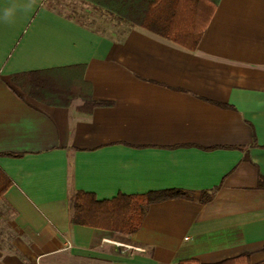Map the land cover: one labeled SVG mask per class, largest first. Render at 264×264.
<instances>
[{"label": "crops", "instance_id": "0c3cea01", "mask_svg": "<svg viewBox=\"0 0 264 264\" xmlns=\"http://www.w3.org/2000/svg\"><path fill=\"white\" fill-rule=\"evenodd\" d=\"M65 3L110 15L121 33ZM5 9L0 170L12 184L0 264H264V0H219L196 46L94 0H0ZM16 76L42 88L24 91ZM90 95L107 105L80 111ZM162 190L190 197L152 204L131 235L71 222L76 191L102 201Z\"/></svg>", "mask_w": 264, "mask_h": 264}, {"label": "trees", "instance_id": "16d2710c", "mask_svg": "<svg viewBox=\"0 0 264 264\" xmlns=\"http://www.w3.org/2000/svg\"><path fill=\"white\" fill-rule=\"evenodd\" d=\"M100 6L117 14L120 21L142 26L160 36L180 43L196 46L206 28L208 20L217 8L219 0H94ZM19 77L14 78V85L24 91L37 95V89L24 83H18ZM76 95L68 90L67 105H71ZM84 111L107 105L106 102L96 101L92 96L80 98ZM11 155V154H8ZM11 180L0 170V197L11 186ZM190 197L181 190H162L148 194L123 195L119 194L109 200H97L96 196L84 191H76L71 196L72 216L74 225H82L111 231L117 234L131 235L141 226L150 206L154 203L170 199ZM209 199L204 197L202 202Z\"/></svg>", "mask_w": 264, "mask_h": 264}, {"label": "rangeland", "instance_id": "374dc122", "mask_svg": "<svg viewBox=\"0 0 264 264\" xmlns=\"http://www.w3.org/2000/svg\"><path fill=\"white\" fill-rule=\"evenodd\" d=\"M65 9L70 12H75L76 15H78L81 20L88 24L92 25V27L97 28L99 31H111L115 30L118 33H121L122 29H118L117 23L111 18L110 15H106L103 13H100L99 11H96L91 8H86L83 5L75 4V3H65ZM115 27V29H113ZM122 249H118V251H121Z\"/></svg>", "mask_w": 264, "mask_h": 264}, {"label": "clouds", "instance_id": "9594fccd", "mask_svg": "<svg viewBox=\"0 0 264 264\" xmlns=\"http://www.w3.org/2000/svg\"><path fill=\"white\" fill-rule=\"evenodd\" d=\"M11 15H12V11L10 9H5L3 11V15L0 16V19L7 21L11 17Z\"/></svg>", "mask_w": 264, "mask_h": 264}, {"label": "built area", "instance_id": "2783aa9c", "mask_svg": "<svg viewBox=\"0 0 264 264\" xmlns=\"http://www.w3.org/2000/svg\"><path fill=\"white\" fill-rule=\"evenodd\" d=\"M109 242L115 244L117 247H123V248H125V249H127V250H130V249H131V247H129L128 245H123V244H121V243H117V242L110 241V240H109ZM67 246L70 247V244H68Z\"/></svg>", "mask_w": 264, "mask_h": 264}]
</instances>
